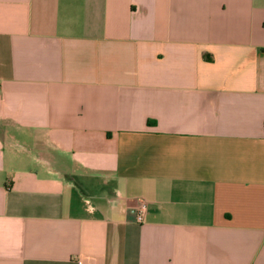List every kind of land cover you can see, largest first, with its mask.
Wrapping results in <instances>:
<instances>
[{"label": "crops", "instance_id": "crops-1", "mask_svg": "<svg viewBox=\"0 0 264 264\" xmlns=\"http://www.w3.org/2000/svg\"><path fill=\"white\" fill-rule=\"evenodd\" d=\"M0 264H264V0H0Z\"/></svg>", "mask_w": 264, "mask_h": 264}, {"label": "built area", "instance_id": "built-area-1", "mask_svg": "<svg viewBox=\"0 0 264 264\" xmlns=\"http://www.w3.org/2000/svg\"><path fill=\"white\" fill-rule=\"evenodd\" d=\"M148 211V204L145 201L136 203L135 217L138 222H143Z\"/></svg>", "mask_w": 264, "mask_h": 264}]
</instances>
